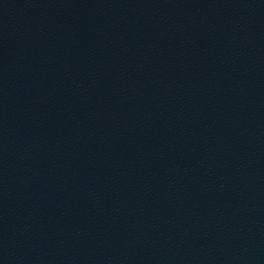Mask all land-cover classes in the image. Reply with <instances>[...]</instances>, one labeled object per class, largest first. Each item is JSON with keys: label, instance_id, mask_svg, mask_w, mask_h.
I'll return each instance as SVG.
<instances>
[{"label": "water", "instance_id": "1", "mask_svg": "<svg viewBox=\"0 0 264 264\" xmlns=\"http://www.w3.org/2000/svg\"><path fill=\"white\" fill-rule=\"evenodd\" d=\"M0 264H264V0H0Z\"/></svg>", "mask_w": 264, "mask_h": 264}]
</instances>
